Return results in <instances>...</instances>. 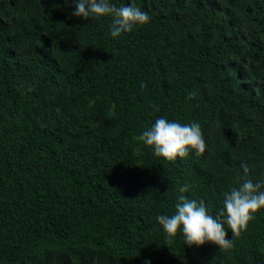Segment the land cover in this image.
I'll return each instance as SVG.
<instances>
[{"label": "trees", "instance_id": "1", "mask_svg": "<svg viewBox=\"0 0 264 264\" xmlns=\"http://www.w3.org/2000/svg\"><path fill=\"white\" fill-rule=\"evenodd\" d=\"M111 2L150 21L113 38L73 0H0V264H264V209L228 251L156 219L179 186L215 217L242 165L264 181V0ZM158 118L205 152L156 156Z\"/></svg>", "mask_w": 264, "mask_h": 264}, {"label": "clouds", "instance_id": "2", "mask_svg": "<svg viewBox=\"0 0 264 264\" xmlns=\"http://www.w3.org/2000/svg\"><path fill=\"white\" fill-rule=\"evenodd\" d=\"M75 10L72 16L89 19L90 17H111L110 35L119 37L129 32L134 26H142L150 21L146 11L141 10L135 3L117 6L111 0H73ZM147 85L141 82V88ZM31 86L28 91H32ZM195 91L188 94V99L195 98ZM152 107L155 108V105ZM158 111L159 109L156 108ZM146 146L153 149L154 154L168 161H175L178 157L185 158L190 152L197 156L206 150V141L198 123L179 124L165 118H158L155 123L143 131L137 138ZM244 176L238 187H233L224 193L222 209L213 217L204 200L197 201L184 195L190 185L179 186L175 213L158 215L156 217L169 241L182 232L185 245L203 246L212 243L219 246L220 251H228L233 247V240L227 239L226 224L232 236H238L246 229L248 223L255 218V214L264 209V181L254 183L248 178L249 169L242 165ZM145 264H151L146 261Z\"/></svg>", "mask_w": 264, "mask_h": 264}, {"label": "bare ground", "instance_id": "3", "mask_svg": "<svg viewBox=\"0 0 264 264\" xmlns=\"http://www.w3.org/2000/svg\"><path fill=\"white\" fill-rule=\"evenodd\" d=\"M36 255V254H35Z\"/></svg>", "mask_w": 264, "mask_h": 264}]
</instances>
